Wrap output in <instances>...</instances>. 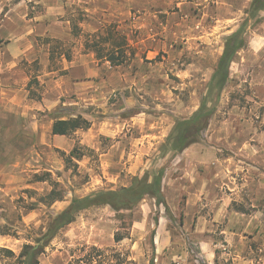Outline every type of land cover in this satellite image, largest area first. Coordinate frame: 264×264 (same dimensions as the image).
<instances>
[{"label":"rangeland","instance_id":"obj_1","mask_svg":"<svg viewBox=\"0 0 264 264\" xmlns=\"http://www.w3.org/2000/svg\"><path fill=\"white\" fill-rule=\"evenodd\" d=\"M177 1L0 0V88L27 84L31 99L41 101L43 61L51 62L50 70H61L69 55L71 60L84 56L85 65L100 70V75L85 76L79 90L64 85V110L58 113L65 119L83 116L92 123L90 129L27 151L20 123L11 128L0 120V166L11 163L15 176L14 182L0 183V264H16L25 245L37 246L53 217L74 198L120 190L147 172L169 168L175 155L164 151L168 137L178 121L190 118L208 99L226 42L243 26L248 47L232 63L225 90L211 95L209 106L216 112L198 144L216 146L222 157L250 168L248 180L239 179L247 184L243 200L232 207L249 220L257 209L264 212V198L254 194L258 178L264 176L256 171L264 170V54L250 47L264 36V13L246 20L251 16L247 0H204L183 10ZM110 29L126 42L128 60L122 66L98 59L94 51L100 40L94 35L100 31L103 40L97 48H109ZM140 73L146 79L141 86ZM2 96L6 94L0 92ZM40 114L42 118L48 112ZM110 118L117 120V127L108 122L93 127L95 120ZM76 149L83 157L70 161ZM45 174L48 181H35L36 175ZM54 189L64 199L46 204L43 197ZM162 215L170 219L174 244L158 251ZM223 225L196 235L183 231L165 198L158 206L156 198L147 197L133 211L120 213L110 206L95 207L60 231L40 261L208 264L197 240L205 236L216 244L215 264H264V232L255 229L253 221L232 235L222 233ZM117 234L125 239L117 242ZM94 247L102 253L93 252Z\"/></svg>","mask_w":264,"mask_h":264},{"label":"crops","instance_id":"obj_2","mask_svg":"<svg viewBox=\"0 0 264 264\" xmlns=\"http://www.w3.org/2000/svg\"><path fill=\"white\" fill-rule=\"evenodd\" d=\"M202 1L204 0H178L177 6L183 10ZM252 1L247 0V3L251 5ZM250 47L254 48L257 54H264V36H259L254 44L250 43ZM83 57L66 61L65 68L63 64L61 70L57 68L50 70L48 67L51 62L43 61L45 71L40 79L45 88V95L41 101L31 99L27 84L20 83L15 88H0L1 95L6 94V97L2 96L0 99V120H5L11 128L16 127V122L20 123L17 128L28 138L29 144L24 146L27 151L30 150V146L35 150L38 145H49L51 140L64 138V136L53 134L56 121L68 120L62 114H58L64 110V94L66 93L64 85L73 86L79 90L85 84L83 81L85 76L100 75L99 69H92L89 63L84 64ZM64 71L68 72V75H64ZM78 72L80 75L77 74ZM141 75L142 73L138 74V77L141 78ZM145 82L146 79L141 78L139 86L145 85ZM41 111L48 112V115L40 118ZM139 120L137 119V122ZM116 121L114 118L103 122L95 120L93 127H101L102 123L106 124L105 122L117 127L119 123H115ZM12 134H14L13 129L10 132V135ZM36 138H40L42 143L37 144ZM30 141H32L31 144ZM12 144H14L13 141ZM17 152L22 151L18 149ZM256 171L264 175V170L256 168ZM0 172H3V175H0V183L14 182L15 176L11 163L0 166ZM248 173H251L250 168H246L241 162L222 157L220 148L193 144L182 153L175 155L169 168L167 165L163 180L164 198L172 215L175 218L180 217V226L183 231L196 235L209 231L211 226L216 227L218 223H224L226 225H223L222 233L232 235L238 234L244 226H249V223L253 221V227L264 232L263 211L257 209L252 220H249L250 217L247 214L238 212L232 207L243 200L242 195L247 184L239 183V179L244 177L247 181ZM257 183L260 187L254 194L259 200L264 198V176H260ZM159 222L156 248L158 251H164L173 246V236L169 229L170 219L162 215ZM205 238V236L197 237L200 249L205 255L206 263L215 264L216 250L213 247L216 244H211Z\"/></svg>","mask_w":264,"mask_h":264},{"label":"trees","instance_id":"obj_3","mask_svg":"<svg viewBox=\"0 0 264 264\" xmlns=\"http://www.w3.org/2000/svg\"><path fill=\"white\" fill-rule=\"evenodd\" d=\"M264 13V0H253L247 14L251 15L249 19H255L259 16L262 17ZM245 27L243 26L236 31L230 38H228L225 50L219 61L218 67L215 71L213 79L211 81L210 96L208 99H204V103L200 109L195 112L190 118L181 119L177 122L172 133L168 137L164 151L177 155L185 151L188 147L196 144L200 141L201 135L207 130L212 117L214 116L216 109L215 106L210 108L209 99L214 92L220 95L223 90L228 86L230 81V68L233 62H235L237 55L241 50L248 47L247 39L245 38ZM119 32L109 30V38L106 41H111L109 48L105 49L102 46L97 48L103 36L101 31L94 35V38H100L99 42H96L93 47L98 59L106 60L113 66H122L127 63L128 56L125 51L126 42L124 37ZM97 41V40H95ZM104 42V41H103ZM109 43V42H108ZM68 60H71V55L67 56ZM92 126V123L85 119L83 116L71 118L68 120H58L53 127L54 135L68 136L79 130H88ZM83 154L77 149L71 154V160H80ZM49 174L43 176L36 175V182L48 181ZM165 176V170L147 172L142 178H134L132 185L124 187L120 190L113 191H99L85 198H74L70 206L63 212L56 214L51 220L47 231L37 241L38 245H25L22 252L17 258L16 264H41L40 257L45 253V249L51 244L53 239L67 226L73 224L78 216L91 208L110 206L116 212L133 211L141 202L147 197H154L157 200V205L161 206L164 203L163 194V180ZM55 185H58L56 183ZM64 196L58 194L54 189L50 194L43 197L46 204H53L57 201H62ZM124 236L117 234L116 241L120 242L124 240ZM8 255L14 256V253L7 249H2ZM93 252L101 254L102 252L97 248H92ZM96 258L91 257L90 261H94ZM94 263V262H93Z\"/></svg>","mask_w":264,"mask_h":264}]
</instances>
